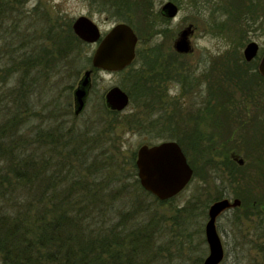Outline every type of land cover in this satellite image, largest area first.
Masks as SVG:
<instances>
[{
  "label": "rangeland",
  "instance_id": "1",
  "mask_svg": "<svg viewBox=\"0 0 264 264\" xmlns=\"http://www.w3.org/2000/svg\"><path fill=\"white\" fill-rule=\"evenodd\" d=\"M167 1L155 0V12L160 14L161 7ZM180 1V4L176 3L179 12L173 19L155 17L154 23L149 26L142 20L140 12L133 16L131 26L140 38L138 47L145 51L146 56L160 53L162 57L168 59V63L173 62L176 67L186 65L182 63L184 59L174 55L172 48L178 33L193 25L195 32L191 39L195 53L190 57V62L185 61L195 67V76H199L204 67L206 71L210 66L209 59L217 58L219 55L221 72L219 87L226 88L229 93L222 97L234 102L231 109L234 121H231L228 131L223 132L217 127L214 129V126L208 125V121H203L198 115L201 94L207 92L206 80L200 89L194 90L197 92L184 97L180 94V84L173 80L170 82L168 79L160 83L157 80L156 86L164 89L161 91L162 101L156 102L154 99L146 98L130 102L127 108L119 112L118 117H114L104 108V96L113 86H120L127 92L126 88L129 87L131 79L128 80L125 74L118 72L97 70L96 74L94 72L92 74V86L86 108L76 116L73 91L83 73L91 69V61L85 64V57L91 58L96 48L94 44L79 45L70 58H64L60 63L56 62L58 63L56 66H53L52 62L49 63L48 74L36 83L28 97L22 99L23 107L30 106L31 110L36 112V116L29 117L25 124L19 123L14 126V130L18 132L13 137L14 140L18 136L28 139L38 126L42 130L53 129L54 135L59 136L55 128L59 127L57 126L59 122H63L65 127L76 126L78 140L85 134L91 137L95 130L102 132L100 141L105 143L110 141L107 149L112 153V159H116L121 169V177L112 179L107 185V194L110 196L106 199L111 200V203L104 214L106 219H103L101 211L100 213L97 211L94 214L95 220L98 223L105 220L108 226L119 221L123 233L140 230L141 234L148 235L146 247L148 260L139 264H203L209 252L204 233L208 220L207 211L219 190L224 197L233 198L236 192L241 193L240 191L244 190L249 193L250 198L258 197L264 200V177H261L262 172L257 168L260 165L258 158H263L264 164V145L262 148H256L252 144L246 145L242 139L245 131L238 129V121H248L250 116L257 114L258 105L264 103V83H261L262 92L259 93L255 90L256 85L253 86L252 81H256L254 78L253 80L248 78L251 83L244 85L226 77L228 72L234 71L240 75L244 73L246 77L248 64L244 62L242 55L245 46L251 41L257 42L260 47L258 59L264 53V0H252V8L246 16L240 18H233L228 11L221 8L222 3L228 8L224 0ZM79 16H87L94 20L102 34L120 23L111 15L100 14L92 9L88 0H0V53H4V49L9 52L13 50L12 45L11 49L7 47L8 43H16L19 46L28 39L39 46H51L47 36L50 35L49 28L59 25L68 30L66 24L70 22L73 24ZM73 56H78L79 59L72 62ZM206 57L208 60L200 66L198 61ZM153 73L157 74L156 71ZM6 80L0 87V125L13 117L16 106L21 101L16 98L17 96L15 97L17 101L12 96H2L6 88L16 85L14 76ZM153 93L160 94L157 89ZM256 100H259L257 106ZM193 123L199 124V134L202 133L200 127L206 134L216 130V133L213 132L216 144L221 139L227 140L228 149L225 151L228 155L234 153L238 158H243L245 164L240 166L242 168L235 169L231 176L221 169L223 167L221 158L213 157L211 162L208 155L197 156L199 150L194 146L193 140L186 138V135H196L191 133L193 130L190 126H194ZM255 123L254 121L248 126L250 132L257 128ZM164 126H172L178 130L171 132L173 134L170 135L171 138H162L155 131ZM168 140L182 142L188 162L194 160L198 169L197 174L181 193L170 200L159 201L146 192L140 183L139 186L136 184L137 169L134 176L129 161L133 152L136 160V152L141 145H154ZM49 142L50 140H44L37 144L40 155L48 156L46 152L50 149ZM56 142H53L55 146L53 151L56 149ZM207 144L210 143L203 140L200 150H206ZM98 146L99 143L93 148ZM84 158L87 161L91 160L87 152ZM8 165L9 160L0 157V179L6 178ZM105 173L102 172L96 178L99 179ZM40 182L46 185L44 179ZM4 184L5 187L8 186L7 179L4 180ZM25 192V188L11 187L7 194L0 195V212L7 209L13 211L15 200L23 199L26 196ZM260 219L264 221V214L246 216L244 211L236 210L218 218L217 229L225 251V258L221 264H264L261 252L264 247L261 246L264 244V229L258 226ZM139 255L142 253L137 254Z\"/></svg>",
  "mask_w": 264,
  "mask_h": 264
},
{
  "label": "trees",
  "instance_id": "2",
  "mask_svg": "<svg viewBox=\"0 0 264 264\" xmlns=\"http://www.w3.org/2000/svg\"><path fill=\"white\" fill-rule=\"evenodd\" d=\"M170 1L181 3L180 0ZM224 1L228 4V8L222 5L223 3L221 8L228 11L233 18L246 16L253 6L252 0ZM88 2L92 9L100 14L111 15L116 22L132 25L133 16L139 12L142 20L149 26L154 23L155 17L164 19L161 13L155 12V0H88ZM66 25L68 30H64L59 25L49 28L50 35L47 34V36L51 41V46H39L33 41L29 42L28 39L26 42H21L19 46L10 42L7 47L11 49L12 45L13 50L10 52L5 50L4 53H0L2 85L6 83L7 78L11 79L14 76L16 79L15 87L6 88L2 96H12L14 100L21 99L13 117L0 125V157L3 156L9 160L6 178L0 179V195L7 194L6 192L11 187L26 189V196L23 199L15 200L13 211L7 209L0 212V264L143 263L144 260H148L146 247L149 236L141 234L140 230L123 233L119 221L108 226V223L103 220L106 219V217L104 218L106 208L111 203V200L106 199L110 196L107 194V185L112 179L121 177V169L118 167L116 159H112V153L108 152L107 147L110 145V141L107 143L100 141L101 131H94L91 136L92 141L87 134L78 140L76 139V126L65 127L63 122H59L57 125L59 127H55L59 136L54 135L53 129L42 130L38 126L39 128L34 129L32 136L29 135L28 139L24 136H18L15 140L13 138L18 133L17 130H14V126L19 123L25 124L29 117L36 116V112L32 111L30 106L23 107L22 99L28 97L36 87V83L48 74L49 63L52 62L53 66L58 65L56 62L60 63L64 58H70L79 45L86 44L74 34L71 22ZM32 39H34L33 35ZM162 56L160 53L146 56L145 51L139 47L132 65L119 72L122 75L125 74L128 80L131 79L129 87L126 88L130 102L146 98L154 99L156 102L162 101L161 91L164 89H160L159 85L156 86V81L158 80V83L166 81L174 66L173 62L168 63V59ZM77 59H79L78 56H73L71 61L75 62ZM90 61L91 58L86 56L85 64ZM163 66L166 68L164 69ZM155 71L157 74L153 73ZM96 73L97 69H94V74ZM236 73L238 72H228L226 77L229 80L234 79L238 83L249 85L248 82H245L247 80L243 74L238 73L237 77ZM156 89L160 94L153 93L156 92ZM219 92L221 98L229 94L223 87H219ZM152 93L153 97H151ZM157 96L158 98H156ZM104 108L114 117H118L120 114L110 110L105 102ZM263 108L264 103H261L255 116L254 114L250 116L248 121H238V129L245 131L242 139L246 145L252 144L256 148H262L264 145ZM231 121H234L233 115L222 111L220 119L208 121V125L225 132L228 131ZM254 121L257 128L250 132L248 126ZM193 124L194 126H190L193 130L191 133L196 135H186V138L193 140L194 146L199 150L196 153L197 156L208 155L211 162L213 157L221 158L223 166L221 169L231 176L235 169L242 168L232 161L225 151L228 149L227 140L221 139L216 144L213 139L216 130L206 134L200 127L202 133L199 134V124ZM218 129L217 131H219ZM177 130L172 126H164L155 133L162 138H171L170 135L173 136L171 132ZM167 133L169 134L167 135ZM58 139L60 141H57ZM44 140H50V149L46 152L48 156L40 155L37 148V144H41ZM203 140L210 143L207 144L206 150H200ZM53 142H56L55 151H53V147H55ZM97 143L99 146L93 148ZM179 144L184 150L182 142L179 141ZM86 152L91 158L89 161L84 158ZM258 159L261 166L259 165L257 168L264 175L263 158ZM129 162L133 175L136 176L135 152L132 153ZM189 164L196 175L198 168L194 160L189 161ZM102 172L106 173L97 179L96 176ZM262 175L261 177H264ZM5 179L8 181L7 187L4 184ZM43 179L46 181V185H42L40 182ZM135 180L139 186L138 179L135 178ZM240 192H236L235 196L242 200V205L235 210L244 211L246 216H263L264 200L258 197L250 198L247 191ZM97 211L98 213L102 212L103 219L100 220L104 222L98 223L95 220L94 214ZM258 222L259 228L264 229V221L260 219ZM263 245L261 246L263 247ZM261 252L264 260V247ZM139 253L142 255L137 256Z\"/></svg>",
  "mask_w": 264,
  "mask_h": 264
},
{
  "label": "water",
  "instance_id": "3",
  "mask_svg": "<svg viewBox=\"0 0 264 264\" xmlns=\"http://www.w3.org/2000/svg\"><path fill=\"white\" fill-rule=\"evenodd\" d=\"M179 7L173 1H167L161 7V14L169 19L177 16ZM193 25L182 29L174 41L173 48L180 54L192 51L190 36ZM74 34L87 44L96 48L91 56V69L86 70L73 91L74 114L80 115L86 108L92 86L94 69L105 72H121L129 67L136 57V46L139 37L134 28L125 22L114 25L102 34L94 20L87 16L77 17L72 24ZM259 51L255 41L248 43L243 55L246 61L254 59ZM258 71L264 78V53ZM2 82L0 79V86ZM106 106L121 112L130 104L129 94L120 86L111 87L104 96ZM239 165L244 159L235 158ZM135 165L137 178L141 187L159 201H167L181 193L193 178L194 170L188 162L183 149L174 140L158 144L141 145L136 152ZM241 200L222 198L214 201L208 209V220L205 224V239L208 255L203 264H220L224 259V247L217 230L216 221L229 209L240 207Z\"/></svg>",
  "mask_w": 264,
  "mask_h": 264
},
{
  "label": "flooded vegetation",
  "instance_id": "4",
  "mask_svg": "<svg viewBox=\"0 0 264 264\" xmlns=\"http://www.w3.org/2000/svg\"><path fill=\"white\" fill-rule=\"evenodd\" d=\"M160 13H161V11H160ZM165 19H168V18L165 17ZM192 29H193V33L190 36L192 51L190 53L180 54V53L176 52L174 50V48H172L174 55H177V57H180V59H184V60H182V63H184L186 65H183V66H180V67L173 66L172 67L173 70L170 73L171 75L168 77V80L170 82H172V80H173V81H175V83H178V84L181 85L180 94L182 95V97H184V96H186V95H188L190 93L197 92V91H194V90L195 89H197V90L200 89L201 85L206 80L208 82L207 83V92L205 94H201V98H200V100L198 102V105H199L200 108H199V110H197V112H198V115L200 116V119H202L203 121L219 120L220 117H221L222 111L223 112H228L231 115V113H232L231 109H232V105H234V102H232L228 98H221L220 97L219 84L221 83L220 82V80H221V76H220L221 72H220V66H219V63H220L219 62V59H220L219 55H217L218 56L217 58L212 57L213 59H209L208 65L210 64V66L208 67V69L206 71H205V67H204L202 69V72L200 73L199 76H195V67L192 64L187 63V62H190L189 61L190 57L195 53V48L193 46L192 39H191L193 37V35H194V32H195L194 26L192 27ZM139 44H140V38H139V41H138L137 46H136V56H137V50L139 48L138 47ZM5 50H7V49H4V51ZM258 53H259V51H258ZM257 56H258V54H257ZM257 56L254 59H252L251 61H246L245 58H244V55H242V57L244 59V62L246 64H248V66L246 67L247 71H246V77H245L247 81H245V82H248V84L251 83L248 80V78H250V80L251 79L253 80V78L256 79L255 82L252 81L253 86L256 85V89L255 90L259 91V93H261L262 92L261 83L262 82L264 83V80H263L264 78L261 76V74L258 71V66H259L261 58L258 59ZM207 60H208L207 57L204 58V59H201V60L198 61V64L200 66H203V64H205V62ZM1 82H2V80H1ZM258 87H260V89ZM258 103H259V100H256L255 101V105L257 106ZM258 108H259V105H258L257 109ZM257 109H256V111H257ZM229 156H230L232 161H234L235 163H238L236 161V159H235L237 156L234 153H231ZM244 164H245V161H244ZM243 165H239V166H243ZM222 198H228L230 200H233V199L238 198V197H235V196L233 198H230L229 196L228 197H224V195L222 194L221 190H219V193H218L217 197L213 200V202L216 201V200L222 199ZM241 205H242V200H241ZM241 205H240V207H241ZM209 207H208V209H209ZM240 207L229 209L226 212H224L222 215L226 214L229 211H233V210H235L237 208H240ZM207 216H208V211H207ZM216 225H217V221H216ZM204 230H205V228H204ZM204 233H205V231H204ZM224 258H225V255H224Z\"/></svg>",
  "mask_w": 264,
  "mask_h": 264
}]
</instances>
